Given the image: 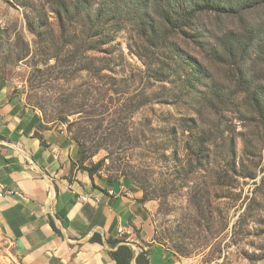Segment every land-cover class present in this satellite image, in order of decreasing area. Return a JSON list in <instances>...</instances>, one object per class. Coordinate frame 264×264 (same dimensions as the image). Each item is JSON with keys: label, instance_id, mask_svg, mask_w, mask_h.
Instances as JSON below:
<instances>
[{"label": "rangeland", "instance_id": "obj_1", "mask_svg": "<svg viewBox=\"0 0 264 264\" xmlns=\"http://www.w3.org/2000/svg\"><path fill=\"white\" fill-rule=\"evenodd\" d=\"M166 2L0 0V78L46 122L79 137L85 165L101 161L98 175L147 195L157 242L191 264H264V7L198 14L171 38L179 60L172 53L150 65L161 72L155 80L137 54L154 47L135 26L159 22ZM62 8L78 21L106 13L113 25L101 47L116 57L99 75L87 57L105 54L69 44L62 28L79 27L60 21ZM54 53L60 68L51 67ZM116 122L119 140L109 137ZM0 264H24L2 234Z\"/></svg>", "mask_w": 264, "mask_h": 264}, {"label": "crops", "instance_id": "obj_2", "mask_svg": "<svg viewBox=\"0 0 264 264\" xmlns=\"http://www.w3.org/2000/svg\"><path fill=\"white\" fill-rule=\"evenodd\" d=\"M71 133L16 98L0 78V234L24 264H115L107 237L124 238L150 264H191L153 238L151 201L128 180L73 164ZM102 244L92 242L93 234Z\"/></svg>", "mask_w": 264, "mask_h": 264}, {"label": "trees", "instance_id": "obj_3", "mask_svg": "<svg viewBox=\"0 0 264 264\" xmlns=\"http://www.w3.org/2000/svg\"><path fill=\"white\" fill-rule=\"evenodd\" d=\"M258 7H264V0H235V3H233L232 0H167L166 4L158 8L157 18L159 19V22H155L150 19L146 22L142 21L135 26L136 33L142 38L144 43L154 47L151 50L150 55H147L146 53V55H142L141 51H137L138 56L143 59L145 65V70L143 73H146L148 78L160 80V70H158L159 73H154L150 65L153 63L159 65L161 62L164 64L165 61H163V58H165V55L172 53L175 55L172 56L178 58L179 60L178 56L180 55L178 53L180 49L177 46L176 49L172 47L173 44L171 42V38L175 34L182 33L186 28L191 27L198 14L203 12H214L217 14L237 16ZM79 12L81 11H78V13ZM86 15L87 18L83 21H78L76 19L73 20L71 17H69L67 9L62 8V13L59 15V18L60 21L65 19V23L67 24H78V30L81 29L82 32L83 30H86L88 34L91 35L89 39H83L81 34L78 33L77 28H74L73 25H68L66 30L65 27H63L62 32H68V37L70 40L69 44L77 43L79 40H82L79 42V44L82 45L86 51L100 52L105 54L102 58L97 56L87 57L90 60L91 66L94 68V72L99 75L101 71L109 66L111 59L116 57V55H114L113 49H109L108 47L102 49L101 47V44L112 41V33L110 38L106 32H112L113 25L104 18L106 13L97 11L95 14L86 13ZM146 50L148 49L146 48ZM154 54L157 56L155 57ZM50 58L56 61L51 67L60 68L62 66V64L59 62L60 59L57 54L54 53ZM97 62H103L107 65L105 68H102L101 66H95ZM44 64H47V62ZM84 68L87 71L92 70H90L88 67ZM176 68H179V66L177 65ZM107 70L114 72L112 69ZM146 101L147 99L142 97L138 103L134 105V110H137L141 106L145 105ZM63 120L66 121V119ZM112 127L113 128L109 133V137L113 138V140H119L124 132L122 130L123 127H121V123L118 124V122H116L112 125ZM72 138L77 143L80 154L79 159L76 160V162H73V164L76 163L78 169L80 171H86L91 178L94 174L98 175L102 166V162L97 161L90 165H85V152L83 151V144L80 142V139L77 135H72ZM109 179L114 180L112 178ZM147 200H149V198L146 194H143L140 198L141 202H145ZM90 241L99 242L102 244L101 237L96 233L93 234V236L90 238ZM106 242L113 248L110 253L115 260V264H150L148 259V251L140 250L137 254H135L134 249L129 244L125 243L124 238L107 237Z\"/></svg>", "mask_w": 264, "mask_h": 264}, {"label": "built area", "instance_id": "obj_4", "mask_svg": "<svg viewBox=\"0 0 264 264\" xmlns=\"http://www.w3.org/2000/svg\"><path fill=\"white\" fill-rule=\"evenodd\" d=\"M7 192L9 193L11 191H5L2 187H0V198H2Z\"/></svg>", "mask_w": 264, "mask_h": 264}]
</instances>
